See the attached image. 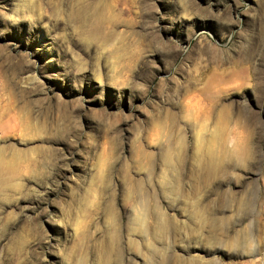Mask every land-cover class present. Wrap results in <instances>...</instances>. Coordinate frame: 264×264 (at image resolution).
Instances as JSON below:
<instances>
[{
    "label": "rangeland",
    "instance_id": "1",
    "mask_svg": "<svg viewBox=\"0 0 264 264\" xmlns=\"http://www.w3.org/2000/svg\"><path fill=\"white\" fill-rule=\"evenodd\" d=\"M0 264H264V0H0Z\"/></svg>",
    "mask_w": 264,
    "mask_h": 264
},
{
    "label": "bare ground",
    "instance_id": "2",
    "mask_svg": "<svg viewBox=\"0 0 264 264\" xmlns=\"http://www.w3.org/2000/svg\"><path fill=\"white\" fill-rule=\"evenodd\" d=\"M77 16V15H76ZM220 131L217 130L215 134L212 137V142L210 141V144L208 146V149L206 151V154L204 156V161L202 164V167L211 175L216 173L217 171L221 169V157H220V146H219V139H220ZM221 150V149H220ZM222 153V152H221ZM227 154V152L225 153ZM233 156L235 157V161L238 163H242L244 160V151L238 147L237 151L232 152ZM224 156V155H223ZM237 164V163H236ZM241 165V164H238Z\"/></svg>",
    "mask_w": 264,
    "mask_h": 264
}]
</instances>
